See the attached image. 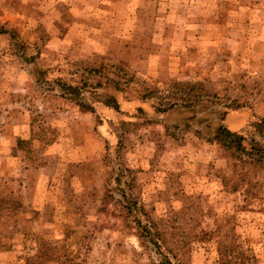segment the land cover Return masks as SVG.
Segmentation results:
<instances>
[{
  "label": "rangeland",
  "instance_id": "374dc122",
  "mask_svg": "<svg viewBox=\"0 0 264 264\" xmlns=\"http://www.w3.org/2000/svg\"><path fill=\"white\" fill-rule=\"evenodd\" d=\"M222 127L264 149V0H0V264H264Z\"/></svg>",
  "mask_w": 264,
  "mask_h": 264
},
{
  "label": "trees",
  "instance_id": "16d2710c",
  "mask_svg": "<svg viewBox=\"0 0 264 264\" xmlns=\"http://www.w3.org/2000/svg\"><path fill=\"white\" fill-rule=\"evenodd\" d=\"M115 103V101H114ZM116 107H118V103L116 102ZM221 134L224 137V139L226 141H229L230 143H237V145L244 151H247V154H251V155H256V156H261L263 157L264 154V149L263 148H256L255 151H248L245 149V147L242 144V141L244 140V137L239 135V134H235L232 131L226 129V128H221ZM163 230L159 227V224L156 222H151V224H146L143 227L142 233L140 234L141 238H149L152 241H154L156 243V245L158 246L159 249H161L162 247V243H159V239H162L164 241V243H166V239H164L163 236ZM218 246H219V254H220V261L219 264H231L234 261H237L239 264H246L245 261L248 259L245 256L244 252H239L238 247L235 245L232 246L230 243L223 241V240H219L218 241ZM174 250L172 249L171 252H173ZM49 252H43L42 257H41V262L43 261V257H46L48 255ZM162 253V252H161ZM163 254V253H162ZM163 261L161 262V264H173L172 259L167 255V254H163ZM175 257L177 256L176 254L174 255ZM180 264V263H177Z\"/></svg>",
  "mask_w": 264,
  "mask_h": 264
}]
</instances>
